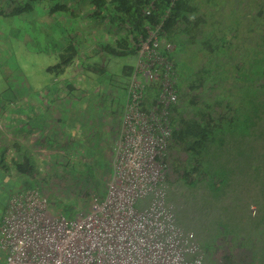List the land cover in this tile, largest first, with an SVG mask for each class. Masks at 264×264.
<instances>
[{"label":"rangeland","instance_id":"1","mask_svg":"<svg viewBox=\"0 0 264 264\" xmlns=\"http://www.w3.org/2000/svg\"><path fill=\"white\" fill-rule=\"evenodd\" d=\"M246 1L247 14L254 10L255 2ZM19 3L20 0L10 1L7 7L11 9ZM200 3L201 8L208 4L206 0H200ZM230 4L225 7L211 6L213 16L217 18L215 22L211 23L207 16V21L198 24L197 28H191L187 35L189 39L183 43L175 46L166 42V46L171 49L170 57L176 63L175 72L182 73L180 78L177 77L178 85H187L183 76L187 77L188 73L206 62L207 52L199 40L205 31L213 28L220 33L222 27L234 26L230 21L233 18V14L230 15L233 6L230 8ZM3 12L5 15L0 17V105L8 106L14 102L27 105L29 100L33 101V97H36L40 101H50L49 105L52 106H73L81 111L82 123L94 122L91 128L97 130V134L100 131L109 134L112 131L109 128L113 125L111 135L116 136L120 129L122 107L118 104L116 112H109L110 115L101 113V105L103 107L105 104L106 96L104 87L108 85V81L116 83L119 95L115 102L122 103L125 97L123 86L129 77L123 74V67H133L137 61L136 55L130 53L116 56L98 50L89 60L91 63L96 62V68H89L94 70L100 65L106 70H84L81 75L82 65L76 61L65 69L64 74H60L58 68L53 67L58 60L57 52H53L51 48L55 41L53 37L58 38L60 32L53 31V37L47 34L46 18L41 16L40 10ZM62 16L63 14L55 16L56 26L62 23L67 30L76 33L79 39L81 32L77 23ZM250 19L249 17L248 20ZM241 21L236 26V29L241 30L239 36L231 38L232 42L241 44L237 52L245 46H253L256 39L251 38L252 32L246 30L250 26L246 19L242 18ZM99 25L103 26L104 23ZM238 57L245 60V56L239 53ZM226 82L229 87L230 79ZM87 83H91L92 87H86ZM221 87L217 84L207 88L201 103L211 95L210 91L215 94L221 92ZM225 92H228V88ZM213 96L210 98H214ZM190 106L191 104L184 103L180 108L187 113L192 110ZM102 120L105 123L101 124ZM262 126L264 123L260 127ZM100 136L104 140L107 156H64L66 159L58 156L59 160L56 161L51 160L54 156H49L50 160L45 163V168L36 172V179L31 180L32 184L40 186L48 195L49 207L54 212L60 211L66 217H72L78 212L87 211L94 196L105 193L113 156L109 154V136L103 138V133ZM223 136L224 144H221L217 152L211 151L209 155L200 157V160L209 163V167L221 166L216 176L221 177L227 173V184L219 191H213L207 183V177L201 173L205 168L200 167L196 157L171 149L164 165L166 197L173 206L179 225L194 232L202 250L203 264H264V138L254 134L246 138ZM244 144H248V151L243 148ZM186 161L189 162L190 169L196 166L199 169H192L185 177L182 175V168ZM7 195V190H0V219Z\"/></svg>","mask_w":264,"mask_h":264},{"label":"built area","instance_id":"2","mask_svg":"<svg viewBox=\"0 0 264 264\" xmlns=\"http://www.w3.org/2000/svg\"><path fill=\"white\" fill-rule=\"evenodd\" d=\"M150 33L125 90L105 193L72 217L54 212L41 187L11 193L0 264H203L194 232L179 225L166 197L163 156L177 93L172 63Z\"/></svg>","mask_w":264,"mask_h":264},{"label":"trees","instance_id":"3","mask_svg":"<svg viewBox=\"0 0 264 264\" xmlns=\"http://www.w3.org/2000/svg\"><path fill=\"white\" fill-rule=\"evenodd\" d=\"M10 1L15 0H0V17L5 15L3 10L18 13L37 9L42 13L41 16L46 18L47 34L53 37V31L60 32L58 38L53 37L55 41L51 44L52 51L58 55L53 67L58 68L60 74L76 61L82 65L81 75L84 70H106L100 65L94 70L89 68L95 67L96 62L91 63L89 60L98 50L116 56L134 53L137 58L139 42L146 40L152 34L150 32L157 34L160 54L172 63L178 97V101L169 107L171 134L163 162H167L171 149L196 157L200 167L205 168L201 173L205 174L204 177H207V183L213 191L217 192L227 184L228 174L216 176V172L222 167H209L210 164L201 162L200 157L209 155L211 151L216 153L221 144H224L223 134L238 138L254 134L264 138V126L260 127L264 123V0H253L255 8L247 14L246 0H235V3L233 0H206L208 4L202 8L200 0H20L19 5L11 9L7 7ZM83 3L86 6L78 9V5ZM229 3L230 8L233 6L230 10L233 20H229L234 26L222 27L220 33L215 32L213 28L205 31L199 40L207 52L206 62L192 73H188L187 77L183 76L188 82L187 85H178L177 77L180 78L182 73L175 72L176 63L170 57L171 49L166 46V42L176 46L188 40L187 35L191 28H197L198 24L207 21V16L211 23L215 22L217 18L213 16L211 6L225 7ZM59 14H63L62 18L77 23L81 32L79 39L76 33L67 30L62 23L56 26L55 16ZM242 18L250 24L246 30L252 32L251 38L256 39L253 46H245L237 52L241 44L232 42L231 38L239 36L241 30L236 29V26L242 22ZM102 23L104 25L100 26ZM238 53L245 56V60H241ZM133 67H123V74L130 77ZM129 77L123 86L125 90ZM227 79L231 81L229 87ZM217 84L222 86L221 92L215 94L210 91L214 98H210L211 95L208 98L206 96L205 102L201 103L207 88ZM227 88L228 92H225ZM184 103L191 104L192 110L184 113L180 108ZM247 145L242 146L246 151ZM242 147L239 149L242 150ZM3 152L4 149L1 153ZM243 152L246 153L245 150ZM62 159L66 158L63 156ZM49 160V156H45L40 167L31 156L14 157L15 177L23 182L22 188L18 190L40 187L32 184L31 180L36 179V172L45 168V163ZM51 160H59V157L54 156ZM186 162L182 168V175L185 177L192 169H199L197 166L190 169L189 162Z\"/></svg>","mask_w":264,"mask_h":264},{"label":"crops","instance_id":"4","mask_svg":"<svg viewBox=\"0 0 264 264\" xmlns=\"http://www.w3.org/2000/svg\"><path fill=\"white\" fill-rule=\"evenodd\" d=\"M85 6L83 3L77 8ZM85 86L92 87V84L87 83ZM117 89L116 83L108 81V85L104 87L107 97L105 96L103 107L101 105V113L116 112L118 104L121 105L118 101L115 102L119 95ZM35 98L33 97V101L29 100L27 105L16 102L8 106L0 105V190H7L8 193L2 215L10 194L22 188L23 184L15 177L14 157L31 156L36 165L41 167L44 156H107L104 140L100 139L101 133L103 138L109 136L111 141L109 154H112L111 144L115 137L111 135L112 124L109 128L112 131L109 134L106 131L97 134V130L91 128L94 122L82 123L79 109L73 106L72 108L52 106L48 100L40 101ZM102 123L105 121L102 120ZM3 149L4 152L1 153Z\"/></svg>","mask_w":264,"mask_h":264}]
</instances>
